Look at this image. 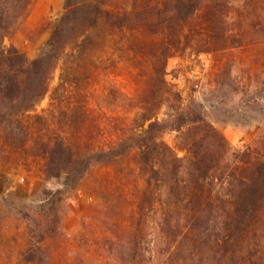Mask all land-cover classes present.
<instances>
[{
	"label": "rangeland",
	"instance_id": "rangeland-1",
	"mask_svg": "<svg viewBox=\"0 0 264 264\" xmlns=\"http://www.w3.org/2000/svg\"><path fill=\"white\" fill-rule=\"evenodd\" d=\"M28 1L25 11L27 0H0V43L33 59L47 53L65 0ZM97 1L126 12V26L101 22L94 30L99 45L79 79L73 72L63 76L67 49L52 69L46 93L29 110L7 108L0 125V264H20L32 238L29 226L36 231L32 240L39 239L31 209L45 191L57 189L64 235L51 240L49 264H264V207L236 256L223 257L213 247L215 214L203 222V233L175 236L162 224L164 196L145 210L141 253L131 261L136 205L146 177L137 148L113 162L92 160L75 185L66 169L47 173L43 154L44 143L58 136L81 151L108 148L140 129L143 115L152 111L161 122L157 133L186 161L190 134L173 127L178 113L192 111L211 122L231 149L250 146L254 157H264V0H202L186 26L190 42L179 45L178 23L168 20L172 0ZM4 25L10 27L5 34ZM83 27L77 23L73 34ZM163 46L169 49L165 83L156 73ZM145 99L149 111L141 107ZM212 189L223 193L224 186ZM206 216L207 211L202 221Z\"/></svg>",
	"mask_w": 264,
	"mask_h": 264
},
{
	"label": "trees",
	"instance_id": "trees-1",
	"mask_svg": "<svg viewBox=\"0 0 264 264\" xmlns=\"http://www.w3.org/2000/svg\"><path fill=\"white\" fill-rule=\"evenodd\" d=\"M201 1L172 0L168 20L178 23V45L190 42L193 35L186 30V26L196 15ZM29 5L30 1L27 0L24 10ZM2 8L3 4L0 5ZM125 17L126 12L111 10L97 0H65L64 12L50 32L45 55L29 59L14 47L0 43V125L7 120L9 112L6 110H29L46 93L52 69L58 57L67 49L70 50L63 76L73 72L72 78L78 80L81 68L86 71V58L99 45L95 28L101 22L113 19L112 26L122 29L126 26ZM77 23L84 27L78 34H73ZM9 28V25L3 26L4 34ZM2 36L3 33H0ZM168 50L167 46H163L162 55L160 58L157 56L160 64L156 73L163 83ZM144 102L141 106L143 110H151L147 107L149 100L145 99ZM160 125L155 112L149 111L143 115L140 129L130 137L108 148L100 146L89 151H81L80 146L67 143L58 136L44 143L46 171L58 174L61 169H66L70 172V183L75 185L92 160L113 162L125 151L137 148L138 162L146 177L136 205V228L130 241V260L136 261L141 253L140 225L145 218V210H152L156 200L162 196V224L173 235L183 231L203 233L200 230L205 225L203 222L207 223L215 214L213 218L217 219L218 230L213 247L223 257L236 256L244 233L254 225L264 207V157H254V148L250 146L242 150L231 149L223 134L211 122L200 114L187 111L178 113L173 127L185 135L190 134L191 139L186 143L189 157L185 161L157 133ZM191 130L195 131L192 135ZM240 169L247 170L248 174L243 175ZM216 183L223 184V193L212 189ZM61 192V189L45 191L40 203L31 209L39 239L32 240L36 231L29 226L28 233L32 238L25 243L20 264H49L52 261L48 250L50 242L64 235ZM206 211L208 216L202 221Z\"/></svg>",
	"mask_w": 264,
	"mask_h": 264
}]
</instances>
